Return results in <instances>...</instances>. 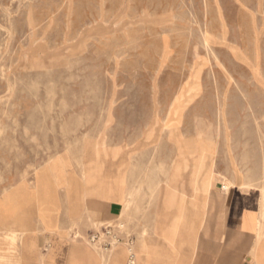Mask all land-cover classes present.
<instances>
[{
  "label": "rangeland",
  "instance_id": "rangeland-1",
  "mask_svg": "<svg viewBox=\"0 0 264 264\" xmlns=\"http://www.w3.org/2000/svg\"><path fill=\"white\" fill-rule=\"evenodd\" d=\"M195 138L213 145L214 181L230 186L234 163L264 186V0H0V203L34 192L42 170L62 184L94 169L91 189L121 171L133 190L122 214L67 235L88 242L120 221L135 243L137 202L158 201L164 183L195 194L190 167L169 185L179 145ZM29 232L0 223V264Z\"/></svg>",
  "mask_w": 264,
  "mask_h": 264
},
{
  "label": "crops",
  "instance_id": "crops-1",
  "mask_svg": "<svg viewBox=\"0 0 264 264\" xmlns=\"http://www.w3.org/2000/svg\"><path fill=\"white\" fill-rule=\"evenodd\" d=\"M195 142L189 152L179 145L169 178L170 185L192 168L195 194L184 196L179 184L178 195L173 196L175 190L164 183L158 201L142 198L137 202L140 212L127 220L131 231L137 232L134 245L117 246L109 261L103 258L106 251L95 250L67 231L76 223L86 230L89 216L108 220L122 214L133 194L124 189L122 172L91 189L94 169L84 172L86 181L72 179L62 184L47 181L45 170L40 171L34 192L17 190L0 203V223L14 221L30 230L16 254L9 255L10 264H130L131 255L134 264H264V186L237 175L234 163L228 172L230 186L214 181L208 173L213 145L199 143L197 138ZM26 198H31L30 203L35 198L39 207L40 233L27 219L25 208L31 206ZM150 204L152 209L147 211L145 205Z\"/></svg>",
  "mask_w": 264,
  "mask_h": 264
},
{
  "label": "built area",
  "instance_id": "built-area-1",
  "mask_svg": "<svg viewBox=\"0 0 264 264\" xmlns=\"http://www.w3.org/2000/svg\"><path fill=\"white\" fill-rule=\"evenodd\" d=\"M126 229L125 224H121L120 221L106 222L98 228H94L87 234V240L89 244L97 247L101 251H112L117 246L125 244L130 246L134 245L132 235L129 233L124 235L123 230ZM121 230V231H120ZM79 236V235H77ZM133 255L130 257V264H134Z\"/></svg>",
  "mask_w": 264,
  "mask_h": 264
}]
</instances>
